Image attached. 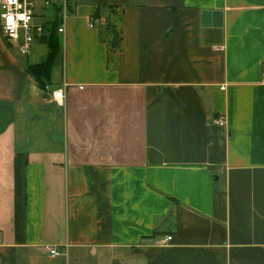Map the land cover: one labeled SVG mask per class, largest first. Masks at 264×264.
<instances>
[{"label": "crops", "instance_id": "1", "mask_svg": "<svg viewBox=\"0 0 264 264\" xmlns=\"http://www.w3.org/2000/svg\"><path fill=\"white\" fill-rule=\"evenodd\" d=\"M69 3L47 91L0 31V264H264V0Z\"/></svg>", "mask_w": 264, "mask_h": 264}, {"label": "built area", "instance_id": "2", "mask_svg": "<svg viewBox=\"0 0 264 264\" xmlns=\"http://www.w3.org/2000/svg\"><path fill=\"white\" fill-rule=\"evenodd\" d=\"M47 8H60L62 11V24L59 35L66 33V19L69 16V0H0V31L6 44L21 57H28L38 42H43L49 33L48 23L41 24L38 20L45 16ZM23 16L24 19L19 17ZM100 20L95 18L91 21V27L100 26ZM66 88L67 85L65 84ZM82 89V87H81ZM64 89L53 91L52 97L56 102H63L65 99ZM223 125L224 121L219 120ZM173 236H165L155 240L156 246H165L171 243ZM52 257L61 254L58 248L47 247Z\"/></svg>", "mask_w": 264, "mask_h": 264}, {"label": "trees", "instance_id": "3", "mask_svg": "<svg viewBox=\"0 0 264 264\" xmlns=\"http://www.w3.org/2000/svg\"><path fill=\"white\" fill-rule=\"evenodd\" d=\"M60 10V8H56L54 20L48 22L49 33L42 42L49 49L46 61L36 65H26V70L28 74L36 81L37 86L43 91H46L47 88L52 85L53 68L55 66L58 56L61 54L62 51L61 44L59 41L60 35L58 32V29L63 21ZM71 10V6L69 5V14H72ZM96 15L94 18L98 19V15Z\"/></svg>", "mask_w": 264, "mask_h": 264}, {"label": "rangeland", "instance_id": "4", "mask_svg": "<svg viewBox=\"0 0 264 264\" xmlns=\"http://www.w3.org/2000/svg\"><path fill=\"white\" fill-rule=\"evenodd\" d=\"M70 5V4H69ZM61 11V10H60ZM62 13V11H61ZM69 13V12H68ZM70 16V14H69ZM55 18V10L53 8H47L46 10V13H45V16L41 17L38 22L41 23V24H45V23H48V22H51L53 21ZM68 21V19H66ZM110 20H108V24H109ZM59 41H60V44L63 45V37L60 36L59 37ZM47 51H48V47L46 45H43L41 42H38L35 47L33 48V51L32 53L28 56L30 57V61L33 62V60H44L47 56ZM14 54L17 56L18 54L16 52H14ZM62 55L60 54L59 55V59H57V65L58 68L57 70L60 71V67H59V64H61V61H62ZM20 61H24L26 60V57H18ZM61 66V65H60ZM49 88H47L48 90ZM46 90V91H47Z\"/></svg>", "mask_w": 264, "mask_h": 264}, {"label": "water", "instance_id": "5", "mask_svg": "<svg viewBox=\"0 0 264 264\" xmlns=\"http://www.w3.org/2000/svg\"><path fill=\"white\" fill-rule=\"evenodd\" d=\"M112 35H113L114 45H115V47H117V45H118V38H119L118 31L116 29H114L112 31Z\"/></svg>", "mask_w": 264, "mask_h": 264}, {"label": "clouds", "instance_id": "6", "mask_svg": "<svg viewBox=\"0 0 264 264\" xmlns=\"http://www.w3.org/2000/svg\"><path fill=\"white\" fill-rule=\"evenodd\" d=\"M9 2H10V3H14V2H15V0H9ZM19 18H20V19H24V17H23V16H20Z\"/></svg>", "mask_w": 264, "mask_h": 264}]
</instances>
